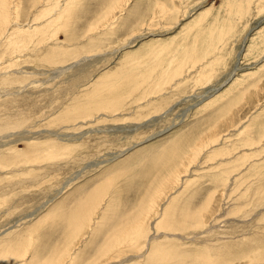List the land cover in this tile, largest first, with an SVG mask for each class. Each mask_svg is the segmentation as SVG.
I'll return each mask as SVG.
<instances>
[{"label": "rangeland", "instance_id": "374dc122", "mask_svg": "<svg viewBox=\"0 0 264 264\" xmlns=\"http://www.w3.org/2000/svg\"><path fill=\"white\" fill-rule=\"evenodd\" d=\"M1 19L0 264H264V0H0ZM171 193L167 255L101 252L109 203Z\"/></svg>", "mask_w": 264, "mask_h": 264}, {"label": "bare ground", "instance_id": "6f19581e", "mask_svg": "<svg viewBox=\"0 0 264 264\" xmlns=\"http://www.w3.org/2000/svg\"><path fill=\"white\" fill-rule=\"evenodd\" d=\"M16 1V0H15ZM166 7V6H165ZM45 8V7H44ZM51 8V7H50ZM66 8V7H65ZM64 9V8H63ZM53 10V9H52ZM54 10H56V9H54ZM13 11V10H12ZM65 11H67V10H65ZM8 12V11H7ZM51 12V11H50ZM63 12V11H62ZM9 13V12H8ZM7 13V14H8ZM54 13V12H53ZM48 14V13H47ZM55 14V13H54ZM68 15V14H67ZM4 16V15H3ZM43 16V15H42ZM60 16V15H59ZM5 17H6V15H5ZM8 17V16H7ZM11 17V16H10ZM13 17H14V15H13ZM47 17V16H46ZM53 17V16H52ZM15 18V17H14ZM14 18H13V20H14ZM17 18H18V16H17ZM42 18V17H41ZM51 18V17H50ZM49 18V19H50ZM54 18V17H53ZM16 20V19H15ZM47 20H48V18H47ZM46 20V21H47ZM59 20H62V18L61 19H59ZM3 22V20L1 19L0 20V22ZM40 21V20H39ZM5 22H7V21H5ZM44 22V21H43ZM48 22V21H47ZM58 22V21H57ZM54 23V22H53ZM7 24V23H6ZM4 26H5V24H4ZM3 26V27H4ZM38 27H39V25H37ZM4 30V29H3ZM9 30V29H8ZM15 30V29H14ZM37 31V30H36ZM4 32V31H3ZM14 32V31H13ZM25 32V31H24ZM6 33V32H5ZM16 34V33H15ZM14 34V36H16ZM21 34H22V30H21ZM10 34H8L7 36H9ZM37 35V34H36ZM6 36V37H7ZM13 36V37H14ZM18 36V35H17ZM27 36H29V35H27ZM5 37V36H4ZM10 37H11V35H10ZM9 37V38H10ZM32 37V36H31ZM31 37H29V38H31ZM8 38V39H9ZM20 38H21V36H20ZM19 38V39H20ZM17 39V38H16ZM28 39V38H27ZM33 39V38H32ZM5 40V39H4ZM26 40V39H25ZM29 40V39H28ZM1 41V40H0ZM8 41V40H7ZM13 41H14V39H13ZM10 43H11V41H10ZM9 44V43H8ZM6 45V43L4 44V46ZM10 45V44H9ZM9 45H7V47L9 46ZM1 46V45H0ZM13 46V45H12ZM6 47V48H7ZM19 48V47H18ZM22 49V48H21ZM17 51H19V50H17ZM189 71V70H188ZM114 77V76H113ZM119 79L118 78H115V81H118ZM102 82V81H101ZM115 83V82H114ZM119 83H121V81L119 82ZM104 84H106L105 83V81H104ZM113 85H109L108 87L106 86V85H102V83H101V85L100 86H98V87H96V89H95V94H99V98H100V96H102L100 93H102V91L105 89V92L107 93V91H109L110 90V88L112 87ZM116 86H117V84H116ZM115 86V87H116ZM134 87H135V85H134ZM139 88V87H138ZM133 89V88H132ZM116 91V90H115ZM119 91V90H118ZM117 94V93H116ZM111 95H109L108 97H110ZM115 96V95H114ZM96 97H97V95H96ZM96 97H95V99H96ZM103 98V97H102ZM106 98V97H105ZM104 98V99H105ZM103 99V100H104ZM114 99V98H113ZM121 99V98H120ZM101 100V99H100ZM112 100V99H111ZM98 101H99V99H98ZM105 101H107L106 99H105ZM116 101V100H115ZM115 101H113V103L115 102ZM119 101V100H118ZM101 102V101H100ZM102 103V102H101ZM105 103V102H104ZM107 103V102H106ZM120 103V102H119ZM142 103V102H141ZM95 104V103H94ZM103 104V103H102ZM102 106H104V105H102ZM110 107H111V103H110ZM115 107V106H114ZM99 108V107H98ZM102 108V107H101ZM105 108H106V105H105ZM113 109H116V107L115 108H113ZM108 110H109V107H108ZM212 139V138H211ZM177 142V141H176ZM204 141H202V142H200V143H203ZM177 144V143H176ZM186 144V143H185ZM203 146L205 145V144H202ZM183 146H185V145H183ZM186 146H187V144H186ZM194 146V145H193ZM201 146V145H200ZM199 145H197V146H194L195 148L193 149L194 151H195V153H194V157H193V155H191V154H188L187 155V157H188V159H190V161L191 162H193V161H195L197 158H196V156H197V153L199 152H201V150H200V147ZM167 149H169V148H167ZM203 149V148H202ZM171 150H173L172 149V147H171ZM188 151H190V149L188 150ZM193 151V152H194ZM173 152V151H172ZM163 153H164V151H163ZM190 153V152H189ZM192 153V152H191ZM166 154V153H165ZM196 154V155H195ZM163 154H161V156H162ZM182 155V154H181ZM191 155V156H190ZM173 156H174V159H177V154L175 155V154H173ZM163 157V156H162ZM170 157V156H169ZM158 159V158H157ZM171 159H173V158H171ZM159 161V160H158ZM181 163H183V161L181 162ZM154 164H157V162L156 163H154ZM160 164V163H159ZM161 165V164H160ZM164 165V164H163ZM159 166V165H158ZM157 166V167H158ZM180 166V165H179ZM182 166V165H181ZM156 167V166H155ZM155 167H153V169L155 168ZM163 167V166H162ZM162 167L161 168H159L160 170L162 169ZM188 167V166H187ZM170 168V167H169ZM174 168H175V166H174ZM179 168H181V167H179ZM159 169H157V170H159ZM182 169V168H181ZM157 170H155L156 172L155 173H157ZM159 170V171H160ZM170 170V169H169ZM176 170V169H175ZM174 171V170H173ZM180 171H182V170H177L176 172H174L175 174L173 175V173L171 174V176H169L170 177V181H171V183L173 184V185H175V184H177L178 185V182H179V179H180V181L182 180L181 178V176H179L181 173H180ZM161 172H162V170H161ZM169 172V171H168ZM185 172H187V171H185ZM154 173V174H155ZM165 173H167L166 172V170H165ZM156 176V175H155ZM154 176V177H155ZM164 176V175H163ZM178 176V177H177ZM165 177V176H164ZM154 179H156V178H154ZM167 180H168V177H167ZM173 180H175L174 182H173ZM160 181V180H159ZM166 182V181H165ZM183 182V181H182ZM182 182H180V184L179 185H181L182 184ZM160 183V182H159ZM169 183V182H168ZM170 183V184H171ZM161 184V183H160ZM167 184V183H166ZM170 184H169V186H170ZM172 184H171V186H172ZM164 185H165V183H164ZM163 185V186H164ZM168 185V184H167ZM178 185V186H179ZM166 186V185H165ZM176 186V185H175ZM159 187V186H158ZM177 187V186H176ZM160 188V187H159ZM165 188V187H164ZM158 189V188H157ZM166 189V188H165ZM169 189V188H168ZM160 190V189H159ZM162 190H164V189H162ZM167 190V189H166ZM161 191V190H160ZM167 191H170V190H167ZM167 191H164V192H167ZM157 192H159V191H157ZM157 192H156V194H157ZM170 192H172V191H170ZM159 193H163L162 191L161 192H159ZM158 193V194H159ZM174 193V192H173ZM177 193V192H176ZM169 194V193H168ZM168 194H167V196H168ZM160 195V194H159ZM173 194L171 193V195H169V197L167 198V202H166V200H165V203L161 206V208L159 209V208H157V205L159 206V202L158 201H160L159 199H160V196H159V198H157L156 197V199L157 200H155V199H153L154 200V205L152 206L151 205V207H148L149 208V210L150 211H148V212H146V213H143V214H140V215H135V216H130V215H123L122 217H120V216H118V215H116V208L115 207H112V203H109V205L104 209V211H102V217H101V219L99 220V222L97 223V226L94 228V225L96 224L94 221H96L95 219H96V217H95V219H94V223H92V224H90V226H89V230H93L92 231V233H93V235H95V234H97V233H99L100 231H102V229H104L103 227H106V225H109L108 226V229L106 230L105 229V233H104V237H106V240H107V242L106 243H104V245L101 247V252H106V251H108L109 249L111 250H114L115 249V251L114 252H116V254H117V256H116V258L119 260V258H121L127 251V249H130L131 251H133V250H139L140 248H146L147 249V254L145 255V256H147L145 259H144V257H142L141 255L139 256V258L138 259H141V261H147L148 262V259H149V261H150V258H152L154 255H156V253H158L159 252V255L162 257H164V255H167V253H168V251L166 252V250H168V249H170V248H168V247H170V246H168L167 248L166 247H164L163 248V246H166V243H164L163 241V239H165V240H167V239H169V238H173L174 236V239L173 240H175V239H178L176 236H177V234L175 233H173V234H165V236L162 234V232H161V229L162 228H165V227H167V226H169V225H171L172 223H173V215L175 214H173V211H172V206H171V201H170V198H171V196H172ZM172 199V198H171ZM153 202V201H152ZM83 203L84 202H81V206H83ZM88 203H89V200L87 201V206H88ZM162 203V202H161ZM149 204H151V203H149ZM103 206V205H102ZM165 206H167L166 208H165ZM101 208L102 207H99L96 211L98 212L99 211V214L101 213L100 212V210H101ZM104 208V207H103ZM87 209V208H86ZM148 210V209H147ZM82 211H84L85 213H87V211L86 210H81L80 212H82ZM79 212V213H80ZM83 212V213H84ZM93 212H95V211H93ZM112 212V214H113V218L111 217V216H109V214ZM82 213V214H83ZM90 213H91V211H90ZM109 213V214H108ZM151 213H153V215L152 216H155L154 217V220H155V222L153 223V225L151 226V229H150V227L148 228L147 227V224H146V219L149 217V215L151 214ZM81 213H80V215H82ZM137 214H138V212H137ZM79 214L77 215H74V216H72V220H73V222H75L76 220H77V218L76 217H78V216H80ZM186 216H187V214H186ZM197 216V215H196ZM82 217V216H81ZM80 217V218H81ZM71 218V217H70ZM99 218V217H98ZM152 218V217H151ZM187 219H191V220H195V216H191V215H188L187 217H186ZM112 219H113V223H111V224H109L108 222L109 221H112ZM151 220L152 219H150L149 221L151 222ZM81 221V220H80ZM78 222V220L76 221V223ZM76 223H74L73 225L71 224L70 226H71V229H72V235L74 236L75 234H77V233H79L80 231H82L83 230V227L86 229V225H84L83 227H81L82 226V224L83 223H81V226H79V223L80 222H78L77 224ZM149 223V222H148ZM175 224V223H174ZM187 224V222L185 223V225ZM149 225H151L150 223H149ZM148 225V226H149ZM198 225H202V226H200L201 228H205V225H206V222L202 219L199 223H196L195 222V227L197 228L198 227ZM184 226V225H183ZM208 230V229H207ZM195 231V230H194ZM103 232V231H102ZM151 232V233H150ZM208 232V231H207ZM207 232H204V233H206L207 234ZM150 233V234H149ZM173 236V237H172ZM179 238H181L180 236H179ZM188 238V237H187ZM143 239H145L146 241L144 242V246H142V240ZM160 240H162V242L160 241ZM172 240V241H173ZM181 240V239H180ZM188 241V240H187ZM109 242V243H108ZM171 242V241H170ZM168 244V243H167ZM169 245V244H168ZM173 245V244H172ZM142 246V247H141ZM179 246V245H178ZM172 247V246H171ZM208 247V246H207ZM174 248V247H173ZM176 248V247H175ZM176 249H178V248H176ZM204 249V248H203ZM210 249V248H209ZM100 250V249H99ZM129 250V251H130ZM141 250V249H140ZM126 251V252H125ZM174 251V250H173ZM66 252V251H65ZM70 252V251H69ZM68 252V258L66 259V263L65 264H71V263H73V261L75 260L73 257H74V255L73 254H71V252L69 253ZM27 255V254H26ZM127 255V254H126ZM10 256V255H9ZM9 256H7L8 257V259H9ZM261 256V255H260ZM174 257V256H173ZM258 257V256H257ZM256 257V258H257ZM26 258V257H25ZM109 258H111V257H109ZM108 258V259H109ZM123 258V257H122ZM142 258L144 259V260H142ZM165 258H167V257H165ZM114 259V258H113ZM112 259V260H113ZM163 259V258H162ZM48 261V260H47ZM46 261V263H49V264H52L53 262H59V264L61 263V260H60V258L58 257V258H52V259H50V262H47ZM63 261V260H62ZM87 261V260H86ZM130 261V260H129ZM34 262V260L32 261V263ZM108 262H109V260H108ZM113 262V261H112ZM162 262V261H161ZM27 263V262H26ZM115 263V262H114ZM125 263V262H124ZM55 264V263H54ZM58 264V263H57ZM122 264V263H121ZM147 264V263H146Z\"/></svg>", "mask_w": 264, "mask_h": 264}]
</instances>
